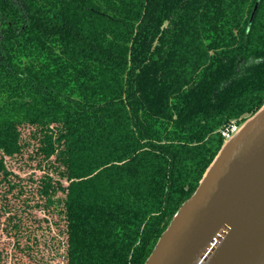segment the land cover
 <instances>
[{"label":"trees","instance_id":"1","mask_svg":"<svg viewBox=\"0 0 264 264\" xmlns=\"http://www.w3.org/2000/svg\"><path fill=\"white\" fill-rule=\"evenodd\" d=\"M263 107L264 0H0L11 252L25 239L65 264H145L221 129Z\"/></svg>","mask_w":264,"mask_h":264},{"label":"water","instance_id":"2","mask_svg":"<svg viewBox=\"0 0 264 264\" xmlns=\"http://www.w3.org/2000/svg\"><path fill=\"white\" fill-rule=\"evenodd\" d=\"M264 248V107L224 143L145 264H241Z\"/></svg>","mask_w":264,"mask_h":264},{"label":"rangeland","instance_id":"3","mask_svg":"<svg viewBox=\"0 0 264 264\" xmlns=\"http://www.w3.org/2000/svg\"><path fill=\"white\" fill-rule=\"evenodd\" d=\"M252 117H247L245 118V120L238 122L240 127H243L248 121H250ZM26 155V154H25ZM23 159L22 158L20 161L18 162H13L10 161L11 164H13V169L15 170V172L17 173H23ZM28 165L25 166V168H27ZM40 175V171H36L35 172V177H38ZM2 188V184L0 183V189ZM2 202H5L4 200H2ZM12 204V203H11ZM43 212H41L40 209H34L32 211V214L30 213L28 218H26L25 220L27 221L28 225L29 224H33V227L35 225H38L40 218L44 217ZM7 215H4L0 212V240L2 241V243L4 244L5 248H6V255L3 256V259L1 260L0 264H47V261H41V258H45V259H49L50 264H65V262L63 261V257L62 256H56V259H53V254L52 251H49L48 249L50 247L48 246H43L42 248V252H40L38 254L39 257H37L36 255L33 256L31 255V253L27 250H25L24 248H22V246L24 244H26V240L23 239L22 243H21V247L20 248H16L13 247V252H11V248H12V244H13V238H9V235L7 234V231L4 230V220L6 219ZM46 217V216H45ZM48 217V216H47ZM48 219H51L50 217H48ZM22 219V222L24 223V221ZM43 223V220H42ZM51 223V221H50ZM44 224V223H43ZM54 234H56V229L53 228ZM44 245V244H42ZM11 249V250H10Z\"/></svg>","mask_w":264,"mask_h":264},{"label":"built area","instance_id":"4","mask_svg":"<svg viewBox=\"0 0 264 264\" xmlns=\"http://www.w3.org/2000/svg\"><path fill=\"white\" fill-rule=\"evenodd\" d=\"M241 127L239 126L237 121H233L232 123L226 125L221 129V136L224 139V143L231 140L239 131Z\"/></svg>","mask_w":264,"mask_h":264},{"label":"bare ground","instance_id":"5","mask_svg":"<svg viewBox=\"0 0 264 264\" xmlns=\"http://www.w3.org/2000/svg\"><path fill=\"white\" fill-rule=\"evenodd\" d=\"M241 264H264V248L261 249L259 254H254L248 262L246 259H243Z\"/></svg>","mask_w":264,"mask_h":264}]
</instances>
